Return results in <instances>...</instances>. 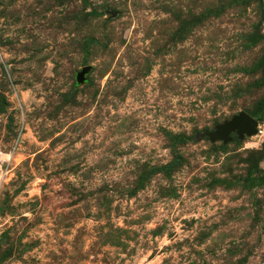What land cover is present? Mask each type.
Returning <instances> with one entry per match:
<instances>
[{
  "label": "rangeland",
  "instance_id": "obj_1",
  "mask_svg": "<svg viewBox=\"0 0 264 264\" xmlns=\"http://www.w3.org/2000/svg\"><path fill=\"white\" fill-rule=\"evenodd\" d=\"M262 103L264 0H0V264H264Z\"/></svg>",
  "mask_w": 264,
  "mask_h": 264
},
{
  "label": "water",
  "instance_id": "obj_2",
  "mask_svg": "<svg viewBox=\"0 0 264 264\" xmlns=\"http://www.w3.org/2000/svg\"><path fill=\"white\" fill-rule=\"evenodd\" d=\"M90 66H86L81 72L78 73V80L83 81L85 74L89 72ZM258 120L247 111H240L234 115L230 120L220 124L216 129L207 134L212 140H221L228 143L232 140V134L237 133L243 139L245 136H253L258 133Z\"/></svg>",
  "mask_w": 264,
  "mask_h": 264
},
{
  "label": "trees",
  "instance_id": "obj_3",
  "mask_svg": "<svg viewBox=\"0 0 264 264\" xmlns=\"http://www.w3.org/2000/svg\"><path fill=\"white\" fill-rule=\"evenodd\" d=\"M264 107V104H260L259 108L260 109H263ZM258 114H259V111H258ZM252 116H255V115H252ZM179 140L183 141V142H187L188 140H197V137H184V136H179L178 137Z\"/></svg>",
  "mask_w": 264,
  "mask_h": 264
}]
</instances>
